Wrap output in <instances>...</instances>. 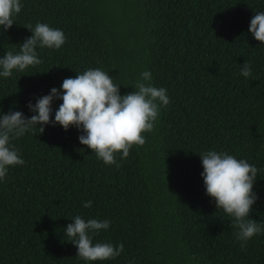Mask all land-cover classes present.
Instances as JSON below:
<instances>
[{
  "label": "trees",
  "instance_id": "1",
  "mask_svg": "<svg viewBox=\"0 0 264 264\" xmlns=\"http://www.w3.org/2000/svg\"><path fill=\"white\" fill-rule=\"evenodd\" d=\"M21 4L12 27H0V57L18 52L38 22L61 29L66 42L37 47L41 64L0 77V114L30 117L29 102L90 68L108 72L121 95L149 71L146 83L165 88L170 103L142 133L143 146L116 154L119 167L81 145L74 126L49 124L12 140L24 164L0 180V264H264V232L240 247L232 218L205 193L199 156L226 152L260 169L249 216L264 227V44L248 32L264 0ZM76 215L110 221L93 243H123L124 251L107 261L76 257L64 233Z\"/></svg>",
  "mask_w": 264,
  "mask_h": 264
},
{
  "label": "clouds",
  "instance_id": "2",
  "mask_svg": "<svg viewBox=\"0 0 264 264\" xmlns=\"http://www.w3.org/2000/svg\"><path fill=\"white\" fill-rule=\"evenodd\" d=\"M22 9L21 0H0V27L7 31L14 24L13 17ZM31 35L19 44V51L5 52L0 57V77L9 78L13 71L23 72L30 66L43 61L36 51L39 48L59 49L66 37L61 29L50 27L46 23L28 25ZM248 32L264 44V11L256 12L251 18ZM240 74L245 78L252 75L251 66L242 64ZM151 72L141 73L136 90L121 95L113 77L99 68L88 69L74 78H65L60 88H51L47 95L29 102L27 107L34 113L25 117L20 111L0 114V180L5 179L10 167L24 164L18 149L11 143L25 133L38 127L39 133L44 126L59 125L65 131L74 126L79 131L78 140L106 165L116 164V154L127 158L130 149L143 146L146 142L142 133L151 132L158 118L160 108L167 106L170 99L165 88H157L151 83ZM60 100L54 113L52 103ZM203 171L200 176L207 196L215 201L216 209L232 218L236 240L242 249L254 235L264 232L260 223L250 218L253 205L258 199L253 191L260 169L245 159H237L226 152L209 150L199 155ZM92 201L83 207L90 208ZM110 221L97 219L85 220L76 215L64 228V233L77 248L76 257L86 261H107L118 257L124 251L123 243L114 246L111 243H93V235L106 230Z\"/></svg>",
  "mask_w": 264,
  "mask_h": 264
}]
</instances>
